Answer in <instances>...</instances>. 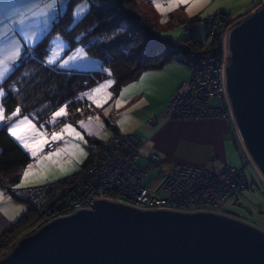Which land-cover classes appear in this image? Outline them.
Wrapping results in <instances>:
<instances>
[{"label":"water","instance_id":"obj_1","mask_svg":"<svg viewBox=\"0 0 264 264\" xmlns=\"http://www.w3.org/2000/svg\"><path fill=\"white\" fill-rule=\"evenodd\" d=\"M223 47L231 125L264 184V0L227 27ZM93 203L36 227L0 264H264V230L237 216Z\"/></svg>","mask_w":264,"mask_h":264},{"label":"trees","instance_id":"obj_2","mask_svg":"<svg viewBox=\"0 0 264 264\" xmlns=\"http://www.w3.org/2000/svg\"><path fill=\"white\" fill-rule=\"evenodd\" d=\"M76 1L68 0L63 12L58 10L57 6L53 8L48 31L32 45L23 46L16 65L0 83L1 104L5 117L11 116L19 109L20 115H32L36 124H47L52 114L61 106L66 109V119L80 114L84 116L92 112L89 99L90 90L102 83L108 74L101 70L60 67L61 65L49 57L53 35L64 37L70 44L79 43L86 53L99 58L101 65L110 72L113 82L109 90L115 97L122 87L136 81L144 71L160 68L178 55L180 57L177 60L185 63L190 71V77L186 81L189 82L192 78L193 64L198 60L192 56L191 51L207 49L214 58H219L222 53L221 36L230 22L229 12L222 9L202 19L198 16L184 18L181 22L184 24V30L188 36L174 39L162 36L161 29L157 24L159 18L154 14L139 11L137 0H86L89 4L87 11L79 20L72 23L71 10ZM145 1L150 6L151 0ZM168 18L169 20L175 19L173 14H170ZM75 29L85 31L81 35L82 37L79 38V33H72ZM173 96L166 104L163 118H166ZM216 102L214 98L212 103L215 105ZM14 120V116L10 120L5 119L0 126V187L4 194L10 195L18 202H23L26 208L0 234V255H4L20 239L33 232L47 217L58 212L56 205L43 210L42 205L37 201L38 195H20L21 193L26 194L27 192L24 190L27 188L37 187H23L20 186L19 181L21 170L33 163L36 157L32 156L7 131V126ZM155 120V117L150 119L151 122H155ZM112 130V134L103 140L87 137L88 155L75 175L40 186L47 188L50 184L57 183L61 188L65 187L63 185L66 183H62L70 181L79 174L93 160L94 156H97L94 149L102 152L103 147L109 144L107 141L113 136H127L134 147L138 148L137 165H139V159L143 158L146 166H139L143 169L150 168L148 155L140 156L138 137L123 134L114 126H112ZM236 147L241 158L242 149L239 147L238 141ZM245 167H243L244 182L240 190L247 185ZM154 168L157 167L150 168L149 172ZM159 172L162 174L160 169ZM240 190H235L232 193ZM60 195L61 192L57 193L52 202L60 199ZM62 201L63 199H60L57 206H62ZM222 211L237 216L234 213Z\"/></svg>","mask_w":264,"mask_h":264},{"label":"rangeland","instance_id":"obj_3","mask_svg":"<svg viewBox=\"0 0 264 264\" xmlns=\"http://www.w3.org/2000/svg\"><path fill=\"white\" fill-rule=\"evenodd\" d=\"M67 1L68 0H66L64 7ZM261 1L262 0H258V3L254 4L246 14L256 8ZM137 2L139 4H137L139 11L151 14L149 8L146 6L148 3H146L145 0H137ZM249 2H251V0H188L187 3L183 4H177V0L152 1V3H154L153 8L162 16H159L157 22L161 29L162 36L174 39L186 38L188 36L184 30V24L181 21L176 19V21L172 23V20L168 18L170 13L174 15L179 14L175 9H178L181 15L187 18L198 16L202 19L212 14L220 7L227 8L234 13L243 9ZM155 4L161 5V8L158 10L157 7L154 6ZM88 6L89 4L86 0H77L75 2L71 10L72 23H75L85 14ZM80 9H83V11H80ZM74 13H78V15H74ZM244 15L229 17V26ZM84 32L83 29L80 31L77 29L72 31V33H79V38L82 37L81 35H83ZM50 53L49 57L61 65L60 67L79 70H101L106 72L108 77L90 90L89 99L91 101L92 112L84 116L80 114L66 119L67 112L65 109L64 115L55 117L54 113L62 108L61 106L52 114L47 124H36L34 120L24 115L17 117L7 126L8 131L13 124L27 118L30 125L34 126L35 132L30 131L29 127L26 125L18 130L19 134L25 137V141L33 150H36L39 145H42L39 146V150H37L35 161L27 165L20 172V186L23 187L40 186L47 182H54L67 176L70 177L75 175L80 169L81 163L88 155V150L86 148L88 143L87 137L97 140L106 139L112 134V126L117 127L123 134H129L133 137H138V139L140 138L138 141L144 143V139L149 134V126L152 124L151 121L148 120L155 117V122H161L164 119L162 115L165 114L166 104H163L164 99H161L164 96V93H161L162 88L163 90L167 89L172 83L179 79V76L186 77L187 79L190 77V71L187 65L177 60V58L180 57V55H178L176 58L157 69V71H154L155 73L149 77L153 78V80L149 78L147 80L144 77L139 80L137 79L122 87L118 95L113 97L112 92L109 90L113 82L109 70L101 65L99 58L86 53L81 44H70L64 37L53 35L51 37ZM109 82H111L110 85ZM129 86L134 87L124 92L122 97V90L129 88ZM96 89L100 91L93 95V90ZM141 89L145 93L144 98L142 97L139 99L137 97V100L128 99L131 95L136 96ZM117 100H120L119 106L117 105ZM172 119L176 122L181 118ZM66 125L70 126L74 131H61ZM77 133L79 135H76ZM54 134L58 135L60 138L53 139ZM17 141L24 147L19 140ZM43 141L47 142L43 143ZM236 142L234 144L232 141V152L227 165L240 167L241 158L240 152L236 147ZM48 143H52L54 147L52 149H47ZM29 152L32 155L31 151ZM149 152L151 151L148 148V144L146 145L144 143L140 148V156L146 157ZM138 164L142 167L146 166L143 158L139 159ZM214 167L212 168L216 169V166ZM159 169L165 170V167L162 166L152 169L143 180L145 186L154 188L162 181L164 175L160 174ZM26 171L28 172L27 177H25ZM244 172L247 185L239 192L230 194L226 202H224L222 210L234 213L239 216V218L264 230V184L251 164L245 167ZM14 205L16 206V210L14 209L16 216H20L26 208L25 204L16 201ZM6 254L7 252L4 255L1 254L0 259Z\"/></svg>","mask_w":264,"mask_h":264},{"label":"built area","instance_id":"obj_4","mask_svg":"<svg viewBox=\"0 0 264 264\" xmlns=\"http://www.w3.org/2000/svg\"><path fill=\"white\" fill-rule=\"evenodd\" d=\"M224 31L221 36L222 53L219 58H214L207 49L191 51L192 56L198 59L193 64L192 78L176 91L166 118L194 120L218 117L230 120L221 78ZM214 98L217 101L215 105L212 103ZM107 142L109 144L103 147L102 152L94 149L97 156H94L79 174L62 183H66L63 185L65 187L61 188L57 183H52L47 188L42 186L27 188L24 190L26 194H20L38 195L37 201L43 210L56 205L58 212L47 217L38 226L79 208L91 209L94 205L93 200L98 197L139 208L207 209L223 212V204L230 193L240 190L244 182L243 167L250 163L242 148L240 149L242 166L239 168L222 166L214 170L205 165L172 162L167 169H160L164 175L162 181L154 188H149L144 186L142 181L150 168L161 167L160 157L155 153H149L147 159L150 168L143 169L136 163L139 158L138 148L134 147L127 136H113ZM53 147L52 143L47 144V149ZM59 192L60 199H63L62 206H57L60 199L52 202Z\"/></svg>","mask_w":264,"mask_h":264},{"label":"crops","instance_id":"obj_5","mask_svg":"<svg viewBox=\"0 0 264 264\" xmlns=\"http://www.w3.org/2000/svg\"><path fill=\"white\" fill-rule=\"evenodd\" d=\"M152 1H150V6L149 4H146V6L151 14L159 18L160 14L153 8L154 3ZM65 2L66 0H0V72L3 73V75H0V83L16 65L23 46L32 45L48 31L53 8L57 6L58 10L62 11L65 8ZM256 3H258V0H251L243 9L234 13L224 7L217 10L228 11L230 17H233L234 15L246 14ZM175 11L179 14L170 13L175 17L172 23L176 21V18L179 21L187 18L182 16L178 9H175ZM157 69L159 68L144 71L138 80L142 77L148 80ZM149 79L153 80V78ZM186 81H188L186 77L179 76V79L167 89L163 90L162 88L161 93H164L161 98L164 99L163 104H167L173 94ZM144 96L145 93L141 89L136 96L131 95L128 99L137 100V97L141 99ZM1 97L2 89L0 87V107H2ZM19 116L24 115H20V112H18L14 118L16 119ZM25 116L35 121L32 115ZM177 121L174 122L172 118H164L161 122L149 123V134L144 139V143L148 144V148L152 153L160 157L161 167L167 169L172 162H186L205 165L211 169L216 166L214 170H218L227 165L232 152V141L235 144L237 139L230 121L218 117H202L194 120L180 119ZM3 122L0 121V126ZM144 143L140 142V148ZM16 201L11 196L4 194L0 187V234L19 216H16V212H14Z\"/></svg>","mask_w":264,"mask_h":264},{"label":"snow or ice","instance_id":"obj_6","mask_svg":"<svg viewBox=\"0 0 264 264\" xmlns=\"http://www.w3.org/2000/svg\"><path fill=\"white\" fill-rule=\"evenodd\" d=\"M187 2H188V0H177V4H183V3H187ZM154 6L157 7L158 10L161 8V5H159V4H155ZM80 11H83V9H80ZM74 15H78V13H74ZM0 75H3V73L0 72ZM110 83L111 82H109V85H110ZM106 86H108V85H106ZM132 87H134V86H129V88L122 90L121 96L123 97L124 92L129 91L130 88H132ZM98 91H100V90L99 89L93 90V95ZM119 103H120V100H117L118 106H119ZM18 112H19V109H17L15 112H13L11 114V116L5 117L4 110L2 107H0V121H4L5 119H9V120L12 119V117L16 116L18 114ZM64 114H65V108L62 107L57 112L54 113V116L60 117ZM81 123H83V122H81ZM26 125L29 127L30 131L35 132L34 126L30 125V122L27 120V118H25L24 120H20L17 123L13 124L8 129V131L12 136H14L17 140H19L24 145L25 148H27L29 151H31L33 156H36L37 150H39V146H42V145H39L36 150H33V148L25 141V137L23 135L19 134V131H18L22 126H26ZM61 131H74V130H72L70 126L66 125L64 127V129H62ZM76 135H79V134L77 133ZM59 138L60 137L58 135H56V134L53 135V139H59ZM46 142L47 141H43V143H46ZM27 176H28V172L26 171L25 177H27Z\"/></svg>","mask_w":264,"mask_h":264},{"label":"clouds","instance_id":"obj_7","mask_svg":"<svg viewBox=\"0 0 264 264\" xmlns=\"http://www.w3.org/2000/svg\"><path fill=\"white\" fill-rule=\"evenodd\" d=\"M238 141V140H237Z\"/></svg>","mask_w":264,"mask_h":264}]
</instances>
